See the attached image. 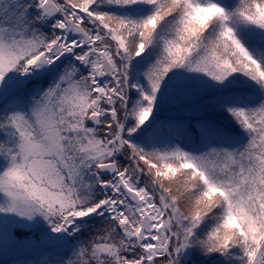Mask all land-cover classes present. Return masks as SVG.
Listing matches in <instances>:
<instances>
[{"label":"snow or ice","instance_id":"6c2138e0","mask_svg":"<svg viewBox=\"0 0 264 264\" xmlns=\"http://www.w3.org/2000/svg\"><path fill=\"white\" fill-rule=\"evenodd\" d=\"M0 264H264V0H0Z\"/></svg>","mask_w":264,"mask_h":264},{"label":"rangeland","instance_id":"374dc122","mask_svg":"<svg viewBox=\"0 0 264 264\" xmlns=\"http://www.w3.org/2000/svg\"><path fill=\"white\" fill-rule=\"evenodd\" d=\"M184 113L181 111H178L175 107L169 105L166 107L163 112L161 113V120H169L171 118H177L183 116ZM166 130L170 131L169 129L166 128ZM176 135V133L173 131V137ZM9 262L13 259V257H9Z\"/></svg>","mask_w":264,"mask_h":264},{"label":"trees","instance_id":"16d2710c","mask_svg":"<svg viewBox=\"0 0 264 264\" xmlns=\"http://www.w3.org/2000/svg\"><path fill=\"white\" fill-rule=\"evenodd\" d=\"M173 131L175 132L174 129L173 130H170V131L164 129V131L161 134L162 135V138L167 139L168 137H173Z\"/></svg>","mask_w":264,"mask_h":264}]
</instances>
